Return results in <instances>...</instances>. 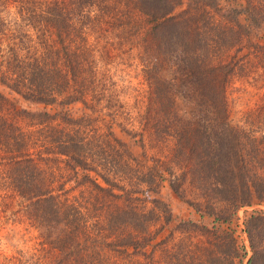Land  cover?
Returning a JSON list of instances; mask_svg holds the SVG:
<instances>
[{
	"label": "trees",
	"instance_id": "obj_1",
	"mask_svg": "<svg viewBox=\"0 0 264 264\" xmlns=\"http://www.w3.org/2000/svg\"><path fill=\"white\" fill-rule=\"evenodd\" d=\"M11 1L0 0V181L37 232L35 251L12 264H153L177 233L199 255L169 264H243L244 206H257L244 218L247 264H264V106L227 119L231 78L249 56L264 66V0ZM139 39L147 106L134 128L111 93L98 96L111 76L97 43ZM163 189L188 218L173 216Z\"/></svg>",
	"mask_w": 264,
	"mask_h": 264
},
{
	"label": "rangeland",
	"instance_id": "obj_2",
	"mask_svg": "<svg viewBox=\"0 0 264 264\" xmlns=\"http://www.w3.org/2000/svg\"><path fill=\"white\" fill-rule=\"evenodd\" d=\"M7 4L9 7L14 5L11 0H8ZM101 24L99 27L101 30L108 25L106 23ZM89 27L90 23L86 19L81 33L89 35ZM97 45L99 46L97 55L104 57L105 62H101L105 64V68L109 69L108 75L111 76L106 86L99 82L95 84L98 96L102 98V91L108 94L111 93L114 103L111 109L117 111L121 119L124 117L125 122L130 127L141 128V119L143 120L142 117L147 106V85L141 74L140 68L142 64H140L139 59V53L142 51L141 45L144 44H141V39H139L135 41L134 45H126L119 49L112 48L109 45L107 48H100V43H97ZM243 67L242 73L234 75L227 87V119L233 125L241 124L246 112L264 106V66H262V63L256 57L249 56L244 62ZM162 77L165 80L171 78L167 72H162ZM103 79L107 81V77ZM108 86L111 87L114 93H118V90L120 91L118 102H116V95ZM177 104L184 113L188 107L187 104L182 102L181 98H177ZM150 143H153V141H150ZM8 195V190L4 187L2 181H0V259L3 256L9 257L7 262L8 264H12V257L16 254L22 253L27 255L35 251L37 247V232L27 227L24 217L15 208L14 199ZM74 195L79 196L78 199L83 205L89 201L86 193L81 195L76 191ZM161 195L170 203L173 216L176 219L188 218L190 216V210L181 204L171 191L163 189ZM87 205L90 208L89 213L92 214V204ZM260 207L264 208V205ZM254 208H257V206L239 208L235 221V236L238 243L243 244L247 251L243 264H247L248 259L252 255L247 233L244 232V218ZM99 210L95 209L94 215ZM158 226L159 223H154L149 226L148 231L141 232V234L149 232L154 234ZM167 234V228L159 231L156 237L157 241L166 237ZM191 239L192 241L188 239L187 234L177 233L174 239H169L166 244L160 243L154 250L153 264H169V262L173 261L172 259L175 254L178 256V260L191 261L192 259H196L199 255V249L195 243L196 238L193 236Z\"/></svg>",
	"mask_w": 264,
	"mask_h": 264
}]
</instances>
